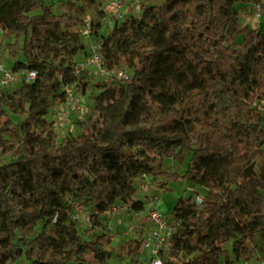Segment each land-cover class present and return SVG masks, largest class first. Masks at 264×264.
I'll list each match as a JSON object with an SVG mask.
<instances>
[{"label":"trees","instance_id":"1","mask_svg":"<svg viewBox=\"0 0 264 264\" xmlns=\"http://www.w3.org/2000/svg\"><path fill=\"white\" fill-rule=\"evenodd\" d=\"M251 2L264 22V0H152L116 21L99 36L104 64L127 67L132 80L95 84L90 113L74 121L80 133L59 141L65 87L91 86L74 57L86 51L97 0H60L59 13L43 0H0L12 69L37 73L0 95V157L11 159L0 163V264H109L105 213L145 206L150 195L135 198L144 173L165 190L180 179L206 188L200 202L181 196L173 207L169 255L180 264L264 255V24H242L237 7ZM176 154L190 155L183 172L164 165ZM76 197L93 222L82 231L71 218ZM141 253L128 239L117 255Z\"/></svg>","mask_w":264,"mask_h":264},{"label":"built area","instance_id":"2","mask_svg":"<svg viewBox=\"0 0 264 264\" xmlns=\"http://www.w3.org/2000/svg\"><path fill=\"white\" fill-rule=\"evenodd\" d=\"M135 0H114V2L105 9V13L101 18L103 25H114L116 21L123 19L126 15L132 14L129 9ZM261 7L257 6V13L260 15ZM94 23L86 20L83 27L84 35H92ZM102 41L98 38L91 46L88 56L80 65H76L75 73L81 75L87 69L95 68L101 73H110L111 70L104 64V56L102 53ZM37 73L35 70H19L14 71L0 58V85L9 88L13 84L22 80H33ZM115 77L122 83H130L132 80L131 73L120 67L114 69ZM66 100L59 106L55 114L56 130H63L66 126L72 124V115L84 117L88 109H85L82 96L76 91L74 85L66 86ZM264 112V102L262 104ZM153 182L147 174H142L138 181V192L143 193L145 197L149 196ZM72 207L71 218L83 227H92L93 222L88 212L86 204L79 197L70 198ZM202 200L201 196L197 197V202ZM149 204H145L142 209H135L130 203L119 202L113 205L106 213L105 217L123 215L133 217L135 223L127 222L126 235L131 236L142 244V253L138 257L129 258L126 264H180L175 258L169 255L172 245V237L177 226V222L170 218L165 212L161 211L153 198L148 200ZM147 205V207H146ZM146 254L144 258L142 256ZM220 264H228L221 262ZM231 264H264V255H259L254 262L251 259L238 260Z\"/></svg>","mask_w":264,"mask_h":264},{"label":"rangeland","instance_id":"3","mask_svg":"<svg viewBox=\"0 0 264 264\" xmlns=\"http://www.w3.org/2000/svg\"><path fill=\"white\" fill-rule=\"evenodd\" d=\"M45 4L47 5H52L53 10L55 12H61L59 10V5H60V0H43ZM114 2V0H97V4L89 9L86 12V18L87 20H91L94 23V29H93V34L92 35H84L83 34V39L84 42L86 43V51L81 52L80 56H78L76 59L74 58V61L76 62V65H80L82 62H84L86 56H88L89 51H91V46L95 41L98 40L99 36L101 34H107L112 25H103V22H101V18L105 13V9L111 5ZM152 2V0H135L132 5H130L129 9L131 10L130 13L138 15L141 13V8L143 4H147ZM248 7V11H245L242 9V5L238 4L237 7L241 9V14H242V24H250L253 27L260 28L264 22L262 19L261 14L259 15L257 13V5L254 2L246 4ZM40 11H35L32 13H37ZM98 29V35H95V31ZM0 58L10 67L13 66L14 59L10 56L8 48L6 46V41L2 40L1 38V33H0ZM22 58V57H21ZM124 70H128L127 67H124ZM86 74V76L89 78L91 86L88 88V90L83 94L81 92H78L79 95L82 96L83 99V104L85 109H88L87 114L90 113L91 107L94 105V100L95 97L98 95V90L97 87L94 86L97 83L100 84H106V85H111V84H118L117 81L118 79L114 75V70H111L110 73H101L97 69L92 68V69H87L82 74ZM19 86V83L13 84L9 88H4L0 85V95L4 93L12 94ZM86 114V115H87ZM85 115V116H86ZM80 118L78 115H72V124L66 126L63 130H55L57 131L58 134V140L61 141L63 140L64 137L67 136H77L80 133V129L77 127V125L74 124V121L76 119ZM180 127L176 128V131L179 130ZM36 135L41 137L45 136L44 133H41L40 130H37ZM190 155L186 156L185 158L182 157L179 154H176L173 157L166 158L164 161V165L166 168H168L171 171H178V172H183L187 166V163L189 161ZM11 159L9 157L6 158H1L0 157V163L2 162H8ZM163 182V179H156L154 183L151 186L150 189V197L148 199H153L156 202L157 207L165 212L170 218L173 217V207L177 200L181 197H188L190 195H193L196 197L197 195L203 196L206 193V188L197 184H194L190 182L188 179H180L176 182H171L170 183V188L171 189H162L160 184ZM135 198H145L143 193L137 192L135 195ZM147 205L149 202L147 201ZM146 205V207H147ZM127 222L130 223H135V219L133 217H127L123 215H116L112 217L107 216V221H106V230L110 232L113 237H116L113 239L112 242V251H113V256L112 259L109 261V264H126L129 262V258H121L117 255L119 245L123 243L125 240L131 239V236H127L125 233L128 230L127 229ZM81 231L82 227L81 226ZM94 231L100 232L101 229H93ZM123 233V237H118L120 233ZM261 250V249H260ZM263 252L258 251L256 252L255 256L252 258V261L257 260V256L262 255ZM146 254L142 256L144 258ZM16 264H30L25 257L23 256Z\"/></svg>","mask_w":264,"mask_h":264},{"label":"crops","instance_id":"4","mask_svg":"<svg viewBox=\"0 0 264 264\" xmlns=\"http://www.w3.org/2000/svg\"><path fill=\"white\" fill-rule=\"evenodd\" d=\"M78 56H80V53L77 54L74 58L76 59ZM17 83H20V81H18ZM123 237V233L121 232L120 235L118 237ZM116 238V237H113V239Z\"/></svg>","mask_w":264,"mask_h":264}]
</instances>
